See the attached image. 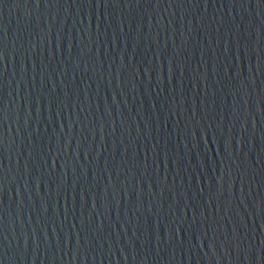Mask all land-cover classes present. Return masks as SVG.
Instances as JSON below:
<instances>
[{"label":"water","instance_id":"1","mask_svg":"<svg viewBox=\"0 0 264 264\" xmlns=\"http://www.w3.org/2000/svg\"><path fill=\"white\" fill-rule=\"evenodd\" d=\"M0 264H264V0H0Z\"/></svg>","mask_w":264,"mask_h":264},{"label":"snow or ice","instance_id":"2","mask_svg":"<svg viewBox=\"0 0 264 264\" xmlns=\"http://www.w3.org/2000/svg\"><path fill=\"white\" fill-rule=\"evenodd\" d=\"M2 58H3V53L0 52V59H2ZM0 111H2V110H0Z\"/></svg>","mask_w":264,"mask_h":264}]
</instances>
